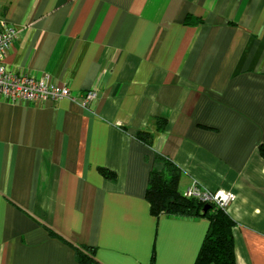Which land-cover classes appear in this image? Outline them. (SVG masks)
<instances>
[{
  "label": "crops",
  "instance_id": "obj_1",
  "mask_svg": "<svg viewBox=\"0 0 264 264\" xmlns=\"http://www.w3.org/2000/svg\"><path fill=\"white\" fill-rule=\"evenodd\" d=\"M0 16L7 67L97 94L0 96V264H80L81 245L96 264H195L209 222L151 212L155 154L180 192L234 194L235 264H264V0H0Z\"/></svg>",
  "mask_w": 264,
  "mask_h": 264
},
{
  "label": "trees",
  "instance_id": "obj_2",
  "mask_svg": "<svg viewBox=\"0 0 264 264\" xmlns=\"http://www.w3.org/2000/svg\"><path fill=\"white\" fill-rule=\"evenodd\" d=\"M145 144L151 143V136L139 134ZM264 156V146L260 147ZM104 175L111 173L102 170ZM179 168L169 159L155 154L148 175L145 198L153 214L164 213L175 217H205L209 225L200 246L195 264H235L233 254V226L231 217L215 206H211L203 215V203L196 198H187L178 189ZM75 257L80 264H96L93 248L74 246Z\"/></svg>",
  "mask_w": 264,
  "mask_h": 264
},
{
  "label": "built area",
  "instance_id": "obj_3",
  "mask_svg": "<svg viewBox=\"0 0 264 264\" xmlns=\"http://www.w3.org/2000/svg\"><path fill=\"white\" fill-rule=\"evenodd\" d=\"M16 37V28L0 16V96L9 101L24 103L55 102L68 98L83 106L96 98L97 94L94 90H87L77 95L67 86L54 84L47 75L36 76L26 71L7 67L4 59ZM182 193L184 197L196 198L203 204H210L224 211L235 198L229 190L210 191L196 184L190 185Z\"/></svg>",
  "mask_w": 264,
  "mask_h": 264
},
{
  "label": "water",
  "instance_id": "obj_4",
  "mask_svg": "<svg viewBox=\"0 0 264 264\" xmlns=\"http://www.w3.org/2000/svg\"><path fill=\"white\" fill-rule=\"evenodd\" d=\"M210 208H211V205L210 204H204L203 207H202L201 214L203 215Z\"/></svg>",
  "mask_w": 264,
  "mask_h": 264
}]
</instances>
